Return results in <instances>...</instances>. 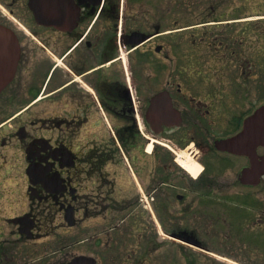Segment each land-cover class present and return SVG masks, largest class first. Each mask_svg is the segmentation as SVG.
Instances as JSON below:
<instances>
[{
  "label": "flooded vegetation",
  "instance_id": "1",
  "mask_svg": "<svg viewBox=\"0 0 264 264\" xmlns=\"http://www.w3.org/2000/svg\"><path fill=\"white\" fill-rule=\"evenodd\" d=\"M4 1L0 24L13 30L19 52L12 74L0 54V145L16 152L0 158L2 167L15 161L7 178L22 179L26 191L15 207L0 208V264H155L156 256L201 264L186 248H208L196 232L202 220L213 225L218 188L264 185V144L249 134L255 167L248 152L217 144L242 132L260 103L251 104L249 16H216V4L203 12L202 0H48L61 6L50 25L29 0ZM211 24L221 30L206 31ZM219 70L246 75L202 78ZM159 93L171 105L153 104ZM166 117L180 120L160 121ZM263 126L250 124L249 133L258 128L261 136ZM88 129L94 137L81 139ZM122 148L136 162L149 155L147 194L103 190L112 185L107 160ZM182 152L197 160L198 175L179 163ZM222 196L231 209L262 205L256 195Z\"/></svg>",
  "mask_w": 264,
  "mask_h": 264
},
{
  "label": "rangeland",
  "instance_id": "2",
  "mask_svg": "<svg viewBox=\"0 0 264 264\" xmlns=\"http://www.w3.org/2000/svg\"><path fill=\"white\" fill-rule=\"evenodd\" d=\"M4 0H0V5L6 10H9L7 6L3 3ZM5 2V1H4ZM6 3V2H5ZM216 4L214 14L216 16H223L227 18L229 16H249V32L251 34L250 41H254L255 44L251 45L250 59L252 71L248 72L250 77V88H251V101L253 104H258L259 98L264 100V49L260 48V39L257 35L264 33V0H202V9L203 12L210 11V6ZM2 8V9H3ZM4 11L0 8V15ZM211 28H207L206 31H219L221 28L215 29L214 24L209 25ZM208 26V27H209ZM205 31V29L203 30ZM264 38V34H263ZM254 48V49H253ZM259 55V59L257 57ZM262 56V59H261ZM206 62L205 60L203 61ZM211 63V62H210ZM240 77L236 76L233 71H217L211 74H203L202 78L207 79H219V80H229L234 78L243 79L246 75L240 73ZM5 108V107H4ZM9 109H5V112H9ZM109 126L115 127L116 121L111 119L109 116L107 118ZM91 124H88V128L92 129ZM108 126V127H109ZM94 128H97L95 126ZM106 133L108 129L105 126ZM90 130H85V133L80 136V138L92 139L94 136ZM109 135V134H108ZM110 136V135H109ZM107 136V137H109ZM99 139V137H98ZM14 149L4 148L0 145V155H12L15 154ZM16 155V154H15ZM134 152L131 151V154H125L124 160L121 163H109L106 166L107 179H109L112 185L107 184V187H104V191L111 189V186H114L113 191L117 198H121L124 193H134L139 191L146 193V187L148 185L150 175L147 170V162L149 161V155L145 153H139L138 162L133 157ZM125 156L131 168H129ZM4 158H0V208L10 209L15 207L12 201L20 193L26 191V185L23 183L22 179H8V172L14 173L15 168L12 166L15 163L14 160H11L5 165L1 166ZM128 169L125 167V165ZM121 166H124L121 168ZM139 167V168H138ZM139 171V172H138ZM132 177V178H131ZM134 179V185H133ZM132 180V181H131ZM132 182V183H131ZM97 183V182H96ZM138 183V184H137ZM231 187L218 188V201L216 205V219L213 222V225H208L210 221H201L202 228L196 232L197 236L205 241L207 247L211 252L201 251L198 248L190 247L187 245L186 251L197 252L199 257V262L205 264L206 262H212L215 264H264V223L262 224L259 221L261 218L262 209H264V185L261 187H252L244 188L242 185L236 184ZM235 189V191L233 190ZM98 190V189H97ZM229 193V196L236 193L240 195H256L257 200L261 202V206L257 204L256 208L252 209V214L250 218L243 219L239 221L236 215L232 214L231 206L232 200L224 198L222 194ZM259 197V198H258ZM146 203V202H144ZM259 203V202H258ZM202 204H199V208ZM143 206V205H139ZM210 208V206H208ZM247 209V208H246ZM255 209V210H254ZM248 210V209H247ZM5 216H8L10 213L5 212ZM7 224V223H5ZM82 228H76L73 231L81 233ZM61 230L60 235L68 233V229H59ZM71 232V230L69 231ZM169 250H172V247H168ZM38 253H33L31 258H35ZM162 255V254H161ZM208 256L211 258L209 260ZM215 257V258H213ZM29 260L28 257H22V262ZM167 260L159 262L157 256L155 264H167Z\"/></svg>",
  "mask_w": 264,
  "mask_h": 264
},
{
  "label": "water",
  "instance_id": "3",
  "mask_svg": "<svg viewBox=\"0 0 264 264\" xmlns=\"http://www.w3.org/2000/svg\"><path fill=\"white\" fill-rule=\"evenodd\" d=\"M29 4L31 8L33 9L36 17L39 19V21H43L49 24L53 22L52 15L48 13L49 12L48 9L50 7L49 5H46V3L40 4L39 0H29ZM18 52H19L18 45H17L16 39H15V36L13 35L12 30L6 26L0 25V54L6 55L5 59H7V62L9 63L10 74H12L15 69ZM0 90H1V86H0ZM164 95L165 94L163 93L156 95L153 99L154 103L160 102L162 104H165V107L169 106L168 104L170 102L169 100L167 102L164 99ZM175 120H180V117L179 118L166 117V118L160 119V121L168 123V124L174 122ZM260 121L264 123V104H262L257 109H255V111L252 113L251 116H249L247 120L249 125L255 123L256 126L258 125V122ZM249 125L245 127V129L242 132H240L237 136H234L228 139H221L217 142V144L218 146L231 150V151H235L239 153L248 152L251 155L252 165H254L255 167L258 164L257 158L253 157L252 155L253 150L248 151L245 144H247L246 141H247V138L249 137V134L251 138L254 139L255 143L264 144V130L261 136H259L260 134H259L258 128L255 129V131L253 130L254 132L249 133ZM263 129H264V126H263ZM245 175L246 173H244V176ZM243 180L245 181V180H250V179H243ZM251 180L257 181L258 179H251ZM81 258L82 257H78L77 259H81ZM75 263L77 262H72L71 264H75Z\"/></svg>",
  "mask_w": 264,
  "mask_h": 264
},
{
  "label": "bare ground",
  "instance_id": "4",
  "mask_svg": "<svg viewBox=\"0 0 264 264\" xmlns=\"http://www.w3.org/2000/svg\"><path fill=\"white\" fill-rule=\"evenodd\" d=\"M152 142L148 145V150L152 148ZM179 163L188 170L193 176L198 175L201 172V166L197 162V160L192 157L190 154L181 153L179 157Z\"/></svg>",
  "mask_w": 264,
  "mask_h": 264
}]
</instances>
